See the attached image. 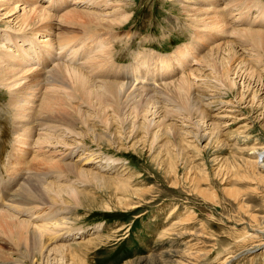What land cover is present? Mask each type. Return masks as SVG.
<instances>
[{
  "label": "bare ground",
  "instance_id": "obj_1",
  "mask_svg": "<svg viewBox=\"0 0 264 264\" xmlns=\"http://www.w3.org/2000/svg\"><path fill=\"white\" fill-rule=\"evenodd\" d=\"M127 1L0 0V23H5L4 27L0 26V88L8 93L7 108L13 116L12 135L16 150L14 156L16 157L19 150L21 156L25 157L27 152L30 151L29 153H31L33 148H37L44 143L49 144V150L62 146L61 150H64L65 155L64 159H61L63 162L62 167L68 173H76L86 178V180L90 179L92 182L97 183L99 188L102 185L106 188L105 184H112L110 187L116 185L117 189L125 191V197L127 198L129 195H131V198L132 195L141 197L142 192L133 189L131 186L133 179H131L130 172L132 170L129 169L126 163L121 166V169L122 167L123 169L119 172L115 170L117 159L79 146L83 137L73 127L75 117L74 114H71L72 111V113L83 119V123L90 133L92 132L96 141L108 139L109 141H106L111 142L110 146H116L119 150L124 140L126 145L124 150H127L128 143H132L129 148L138 153L141 152L138 149L140 145L143 148L147 147L146 150H149L151 160L160 168L163 167V170L175 172L176 174L177 169H179L177 164H180L182 170H184L185 178L190 180L195 187L197 186L205 198L215 200L213 192L206 190V188L202 189V179H206L198 175V169L201 170L202 167L200 168L199 164L195 163L194 157L189 155L188 152L192 149L191 147L197 148V144L205 141L206 146L214 143L213 146L215 145L217 150L228 147V143L226 144L223 139V136H225L223 132L227 129L228 124L223 125L225 121L221 122L219 120L220 114L224 111H221L220 114H217V111L216 114H212L208 110L213 105H220L222 109L225 108L223 109L225 111L236 112L233 109L235 106L231 109L226 108L232 107L231 105L234 102L233 100L222 99V94L235 92L234 95L238 98L236 108L244 101L252 105L259 102L258 106L263 103L264 99L262 100L258 94H261V91L264 93V2L254 0L256 10L253 8L251 10V0H195V4L192 5H197L200 8L206 6L205 2H207L212 6L210 9L214 10L210 13L218 12V14L212 15L213 17L209 16L207 19H202L195 14L196 16L192 17L194 18L192 24H188L186 27L192 29L191 32L195 34V38L202 41H206L207 37L198 36V34L203 35V32L199 31L204 29L217 30L219 35L213 34V37H226V42L215 45L210 44L212 46L209 49L205 48L202 51H200L201 42L199 44L191 42L180 46L172 54H159V58L152 51L139 52L135 66L132 68L124 67L126 72L122 73L111 69L110 62L115 55L116 43H121L128 36L130 37L128 32L116 33L104 40L98 38L96 44L92 47L89 44H83L82 50L81 46L70 47V39L60 33V28L67 25V20H74L79 15L81 18L86 17L89 21H92V23H89L82 19V21L77 22L89 30L109 29L113 24H123L131 17L130 12L120 10L129 5ZM192 5L184 4L189 11H192L190 9L193 8ZM251 11L256 13L252 19H250ZM112 28L115 29L116 27ZM219 29L222 31L221 33ZM208 35L212 37L211 33ZM259 49L262 50V53ZM155 60L158 61L156 70H154ZM235 63L236 65H234ZM197 64L200 67H192ZM173 67H175L174 70ZM158 68L161 69L157 70ZM203 68L209 70L207 74V77L211 78L209 87L215 88V90H210L212 94H208L207 84L203 87V83H198L199 81L195 78L197 76L196 72L202 71ZM175 71H180L181 74L175 76ZM203 72L205 71L203 70ZM241 73H247L249 79ZM198 75H201V72ZM155 81H157L156 85L154 84ZM196 86L199 91L201 90L202 100L198 99L197 96L196 98L191 96ZM251 86L253 87L251 88ZM78 91H80L84 103L94 105L93 108L96 104L100 105L101 110H99L100 108L98 110L103 111V114L106 108H112V118H115L116 121L108 118L106 124L109 128L107 130L97 131L98 126L93 127L96 123L93 125L89 123L87 110H83V106L76 105L79 102L76 98ZM121 106L125 108V118L122 116ZM93 108L89 109L93 110ZM100 112L98 114H102ZM180 118L181 120H178ZM180 121L182 122L179 123ZM120 125L125 126L124 137L121 136L120 130H123V128ZM119 128L121 129L119 130ZM87 133L89 134V132ZM227 134L229 135L228 132ZM188 138L191 139L188 140ZM188 148L190 149L188 150ZM246 149L251 151L248 158L242 159L241 163L237 162L235 157L232 159L225 158V166L229 167V171L235 174L234 177L250 176L255 178V183L256 180L261 182L257 183V190L252 187L258 191L259 188L264 186V145L258 141ZM78 150H80V157L74 160V155L79 153ZM191 154L194 155L192 152ZM194 156L196 157V155ZM22 160L24 159L13 160L15 164L17 162L18 166L14 167L15 165H13V168L5 173L0 168L2 176L8 179L7 187L0 186V235H6L8 236V238L5 236L6 239L10 238L14 241L16 247L18 246L17 249L21 248V255L24 256L22 258L12 257L14 259H9L0 264H26L23 262V258H29L31 264H67L65 261L67 258L73 264H83L82 262L87 260V254L84 256L81 248L83 246L87 247L95 241H92V238L86 239L85 234H81L80 237H72L77 234V231L65 227L69 221L68 213L67 217L63 216L67 208L60 209V212L59 209L47 212L52 216L42 213L40 217H35V221L44 220L46 217L52 218V221H45L40 224L29 221L27 218H20V215L15 214L13 210L26 214L27 209H36L46 203L51 206L53 201L58 202L61 206L69 202L68 200L77 203L82 195H86L85 191L74 187L73 182L71 184L67 183V185L63 184L60 181L62 175H59L58 179L60 180H55V177V181L49 182L50 177L53 179L55 176L53 172H46V169H43L44 171H37V169L36 172H32L26 165L22 164ZM51 160L53 159H49V161ZM39 161H42V159L39 158ZM93 162L97 165H92L90 168L85 167L86 165L83 166V164H92ZM239 168H242L243 171ZM66 170L65 172H67ZM57 172L59 174L62 171L57 170ZM132 173L134 172L132 171ZM81 180L82 178L79 182ZM92 182H88V184ZM114 187L113 189H115ZM114 191L116 192V190ZM129 201H131L130 198ZM123 202H126V199ZM130 203L126 202L125 204L133 208L134 204L131 205ZM24 206H32V208H25ZM243 207H246V205H243ZM174 208L171 214L177 212V207L174 206ZM253 217L264 224L263 216L253 215ZM176 220L178 219H175L172 225L170 223V227H172L169 228V231L171 230L170 232L175 235L177 234L175 232L180 231L174 229L180 224V218L178 221ZM186 220L181 222H187ZM97 229V231H100L99 228ZM160 233L162 232L160 231ZM256 233H259V231ZM48 237H50V240ZM99 238H97L98 242H100ZM4 240L3 242H5ZM84 240H86L87 245ZM83 242L85 244H82ZM197 242L199 241L197 240ZM31 243L32 247L28 249L30 247L27 248V245ZM193 245L190 242L189 247ZM261 245H264V240ZM189 247L184 249L179 247L182 251L178 250V252L177 249H171L166 252L151 253L147 257L138 258L129 264H194L199 261L202 255L195 252L197 250H189ZM254 247L256 246L249 248L250 250L247 248L248 252H251ZM1 249L3 248L0 247ZM77 249H81V251ZM3 254L2 252L1 255L3 256ZM53 254L56 257H52ZM175 256L176 259L173 258ZM33 258H37V260L34 261ZM52 259H55L54 263H52ZM221 262L223 263V261Z\"/></svg>",
  "mask_w": 264,
  "mask_h": 264
},
{
  "label": "rangeland",
  "instance_id": "obj_2",
  "mask_svg": "<svg viewBox=\"0 0 264 264\" xmlns=\"http://www.w3.org/2000/svg\"><path fill=\"white\" fill-rule=\"evenodd\" d=\"M261 1L264 2V0ZM127 2H129V5L124 7V9L121 8L120 10H123V12H130L131 17L127 22H123V24H113L114 26L111 25V28H107L108 30H89L88 28L87 30L86 27H82L77 22L82 21V19L83 21L85 20L89 23H92V21H89L86 17L81 18L79 15L76 16L74 20H67V25H64V27L60 28V33L64 37H67V39H70V47L81 46L82 50L83 44H89V46L92 47V45L96 44L98 38L104 40L106 39V37L108 39L116 33L128 32L130 35V37L128 36L129 38L127 37V39H124V41L121 43H116L117 48L114 49L115 55L110 62L111 69L121 73L124 71L126 72L124 67L132 68L135 66L139 52L152 51L155 52L159 58V54H172L180 46H183L187 43L193 42L199 44V42H201L200 51H202L205 48L209 49L212 45L224 43L227 40L226 37H213V34L219 35V32L217 30L210 29L199 31L203 32V35L198 34V36H206V41L198 40V38H195V34L191 32L193 30L186 27L188 26V24H192V20L194 19L192 17L196 16L195 14L199 15V17L202 19H207V17L209 16L218 14V12H214L213 14L210 13L214 10L210 9L212 6L207 2H205L206 6L200 8L197 5H192L195 4V0H128ZM255 3L256 2L254 0L250 1L251 10L252 8L256 10ZM184 4H191L193 6V8H190L192 9V11L187 10ZM184 9H186L187 11ZM190 12L192 15L190 14ZM255 14V11H251L250 19L254 18ZM3 19L8 21L6 18ZM4 24V22H1L0 26L4 27ZM112 27L116 28L113 29ZM219 31L220 33L222 32L220 29ZM210 33L212 34V37L208 35ZM208 45L210 46L208 47ZM259 50L262 53V50ZM157 62V60L154 61V70H156ZM234 65H236V63ZM192 67L198 68L200 67V65L197 64L193 65ZM160 69L161 68H158L157 70ZM174 69L175 67H173V70ZM203 70L205 72H203ZM203 70L200 71L201 75H198L200 74V72L197 70L198 72H196L197 76L195 78H197L196 80L199 81L198 83H203V87H205L204 85L207 84L206 86L208 87V94H212L210 90H215V88L209 87L211 85V78L207 77L209 70H207V68H203ZM170 71L172 70L170 69ZM179 72L175 71V76H178V74L180 75L181 72ZM241 74L245 77L248 76L247 73ZM217 81H219V79H217ZM253 82L256 83L254 80ZM154 84L156 85L157 81H155ZM196 87L195 90L193 89L191 96L193 98H196L197 96L198 99L202 100V94H200L201 90L199 91V88ZM252 87L253 86H251V88ZM234 93L235 92L222 94L221 97L222 99L227 101L233 100L234 104L231 105L232 107L226 108L231 109L235 106L233 109H235L236 112L231 113L225 111L223 110L225 108L222 109V106L220 105H213L210 107L211 109L208 108L209 112L212 114H216V111L217 114H220L221 111H224V113L218 116L220 117L219 120L221 122L225 121L226 124L224 123L223 125L228 124L226 127L227 129L223 132V134L225 135L223 136V139L226 141V144L228 143V147H225L223 150H217L215 148V145L213 146L214 143L206 146L207 144H205V141L201 142V144L194 143L195 145L197 144V148H188V150L190 149V151L188 152L189 155L194 157L195 163L197 162L200 168L202 167L201 170L198 169L199 177L206 178L202 179V189L206 188V190H209L210 192H213L215 194V200H209L200 193V190L197 188V186L195 187L194 184L190 182V180L185 178L184 170H182L183 168L182 166H180V164H177L179 169H177L176 174L175 172H167L166 170H163V167L160 168V166H158L151 160L149 150H146L148 149L147 147L143 148V146L140 145L138 149H140L141 152L138 153L129 148L132 143H128L127 150H124L126 147L124 140L122 141V147H120L119 150H117L118 148L116 146H110L111 142H108V139H101L96 141L92 132L90 133V131L87 129V126L83 123V119L80 116H77V114L72 113V111L71 114H74L75 117V123L73 127L74 129L76 128L75 131L77 133L79 132L78 134L84 138H81L82 141L81 145L79 146L81 148L92 150L96 153H103L104 155H108L113 157L114 159H117L118 162L115 164V170H118L119 172L123 169V167L121 169V166L125 165L124 163H126L129 166V169L134 172H130L131 179H133V182L131 181V186L133 189L142 192L143 195L141 194V197L132 195L131 198V195H129L127 198L125 197V191L123 189H117L116 185H114L115 187L113 186L115 189H113V187H110V185L112 186V184H105L106 188H104L103 185L99 188V185L92 182L90 179L87 180L88 182L92 183L88 184V182H86V178L79 176V174L70 172L68 173V171L64 167H62L63 162L61 161V159H64L65 157L63 153L64 150H61L62 146H59L56 149L54 148L49 150V144L47 145V143H44L40 145L41 147L38 146L37 148H33L31 150V153H29L30 151L27 152V154H25V157H22L21 153L18 150L15 157L14 154L16 150L15 145L13 144L12 135L13 116L7 108L9 97L6 90H2L0 88V109L2 110H0V168L3 170V172L5 173L8 170L10 171V169L13 168V165H15L14 167L18 166L17 162L15 164L14 161L22 158L24 159L21 161L22 164L26 165L27 168L32 170V172H36L37 169V171H44L46 169V172H53V175L55 176L53 177V179L52 177H50L49 182L57 180L59 178V175H62L61 180H58H60L63 184L67 185V183L71 184L73 182L74 187L79 190L85 191L86 194L85 196L82 195V197L79 198L80 201L77 203H73L71 202V200H68L70 204H72L71 207L69 202H67L68 204L64 203V205L66 204V206L64 207V205L61 206V204H59L58 202L55 203L53 201L54 205L51 204V206L49 205V203H46L40 205L36 209H27L26 214H23V212L17 210H13V212L17 215H20V218H27L29 221L40 224L44 223L45 221H52V218L46 217L44 218V220L35 221V217H40L42 213L51 215L47 212H50L52 210L55 211L56 209H59L60 212V209L63 210L67 208L65 214H63V216L65 215L67 217L68 213L69 217V221L67 222L65 227L67 229L77 231V234H74V236L72 237H80L81 234H85V236H87L86 239L92 238V241H95V243L93 244L97 245H95V248L93 247V244L88 246L86 240H84L88 248L83 246L81 249L83 250L84 256L85 254H87L88 256L86 255L87 260H84L82 262L83 264H129L130 262L137 260L138 258L141 259V257H147L151 253H160L162 251L166 252L171 249H177V252L178 250L182 251V249L189 247L190 242L194 245L189 247V250H197L195 252L202 255V259L199 258V261H196L194 264H264V245H261V242L264 240V224H261L253 217V215H257V217H264V186L261 185L262 187L259 188L258 191H256L257 183L259 184L261 182H257L256 180L255 183V178L250 176L234 177L235 174L229 171V167L225 166L226 162L224 161L225 158L232 159L233 157H235L236 161L241 163L243 161L242 159L248 158L250 156L249 152L251 151L246 148H250L254 143H257L258 141L264 145V101L262 104H260L261 108L260 106H258L259 102L258 104L257 102H255L256 104L254 103V105H252L251 103H247L245 101L238 105L236 108L238 98L236 95H234ZM258 96H260L262 100L264 99V93H262V91L261 94H258ZM76 98L79 100V102H77ZM76 98V105L83 106L82 109L87 110L88 118H86L88 119L90 124L93 125L96 123L95 125H93V127L95 126L94 128H96L98 126L96 128L97 131L103 132L104 129L107 130V128H109L108 124H106L108 123V118L116 121L115 118H112L113 111L111 107L106 108L103 114V111H99L101 110L100 105L96 104L93 108L94 105L91 106V104L89 103H84L82 101L80 91H78V95H76ZM89 108H93V110H90ZM98 108L100 109L98 110ZM110 109L111 111H109ZM98 112L102 113L103 115L98 114ZM121 112L123 113L122 116L125 118V108H123L122 106ZM91 113H93V115H91ZM98 116H100L101 118ZM178 120H181V118ZM181 122L182 121H180L179 123ZM120 127L123 128V130H120L121 128H119V130L121 136L124 137L125 126L120 125ZM81 130L82 132H80ZM87 132H89V134ZM227 132L229 133V135L227 134ZM190 139L191 138H188V140ZM233 142L234 144H232ZM236 145H238L240 148ZM239 149L242 150L240 151ZM78 152V154L76 153L74 155V160L79 159L80 150H78ZM191 152L196 155V157L192 155ZM38 157L40 158V160L42 159V161H39ZM238 157L240 158L238 159ZM30 158H33L34 160H31ZM45 159H47L46 162ZM49 159L53 160L49 161ZM57 159L60 162L56 161ZM221 162L223 165L220 164ZM92 165L97 164L95 162H93L92 164H83V166L87 168L92 167ZM47 167H49L50 170ZM63 168L67 172H65ZM239 169L243 171L242 168ZM57 170L62 172L58 174ZM118 171L115 172L117 173ZM195 171L197 172V170ZM226 172L231 174L228 175V173ZM116 173L113 172V174L115 175ZM79 178H82V180L84 179L83 182L82 180L79 182ZM7 180L8 179L2 176L0 171V186L7 187ZM77 184L78 186H76ZM252 187H255L256 190ZM102 190L104 191L101 192ZM114 190H116V192ZM122 196L124 197L122 198ZM129 198L131 201H129ZM124 199H126L127 203L131 202V205L134 204L133 208L130 206L128 207L127 204H125L126 202H123ZM43 202L45 203V201ZM135 203L137 204L135 205ZM243 205H246V207H243ZM174 206L177 207V212H179L171 214L175 209ZM24 207L32 208V206ZM182 214H184L185 216H182ZM178 217L180 218V220ZM183 218L185 219L183 220ZM173 219H178L180 222L177 228L174 227L175 230H180H176V235L173 234V232L171 233V230L169 231V228L171 229L172 227H170V223L172 225V223L174 222ZM188 219H190V221H188ZM185 220L187 222H181ZM181 223L184 225H182ZM97 228H99L100 231H97ZM160 231L162 233H160ZM165 231L166 234L173 235L168 236L165 234ZM257 231H259V233H256ZM160 234L162 235V237ZM196 235L200 236L197 237ZM5 236L0 235V244H2L3 240L5 239V242L0 245V247L3 248L0 250V252L2 251L4 253V257L1 255L2 252L0 253V263L5 262L9 259L22 258L24 255H21V248L17 249L18 246L16 247V243L10 238L6 239L8 238V236H6V238ZM97 238H99L100 242H98ZM261 238L262 240H260ZM48 239L50 240V237H48ZM197 240L199 242H197ZM85 243L83 242L82 244ZM251 246L256 247H254L251 252H248L247 248L251 249ZM31 247L32 243L27 245L28 249H31ZM179 247L182 249H180ZM89 248L91 249L87 252ZM19 249L20 253L18 252ZM81 249L77 250L81 251ZM6 250L7 252L5 253ZM201 252L204 254H202ZM5 254L6 256H8L7 258H5ZM9 254L11 255L9 256ZM54 254L52 257L57 256V254H55L56 256H54ZM2 257L6 260H4ZM173 258L176 259V256ZM23 259V262H25L26 264H31L29 258ZM35 259L37 260V258H33L34 261ZM52 260V263H54L55 259ZM69 260L67 258L65 260L66 263L73 264V262ZM221 261H223V263ZM226 261L227 263H225Z\"/></svg>",
  "mask_w": 264,
  "mask_h": 264
}]
</instances>
